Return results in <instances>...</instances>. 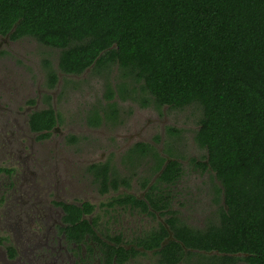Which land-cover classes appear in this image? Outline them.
Instances as JSON below:
<instances>
[{
    "label": "trees",
    "instance_id": "1",
    "mask_svg": "<svg viewBox=\"0 0 264 264\" xmlns=\"http://www.w3.org/2000/svg\"><path fill=\"white\" fill-rule=\"evenodd\" d=\"M5 35L58 49L56 67L48 58L42 61L49 89L57 84L58 71L115 74L114 86L105 82L109 110L93 106L89 125L116 115L115 95L134 97L142 106L200 109L193 140L205 151V161L192 163L216 182L221 202L215 200V220L190 226L172 209L170 187L183 167L179 152L166 142L163 154L149 142L133 143L121 156L123 173L108 159L90 163L87 171L103 194L129 187L140 161L150 157V174L140 180L147 202L118 192L102 206L152 213L149 205L166 215L173 238L161 226L137 242L155 249L158 262L186 264L194 256L198 264H264V0H0V36ZM59 121L49 103L28 115L38 139L49 137ZM61 206L67 237L79 242L88 233L97 242L99 264H120L140 252L125 248L120 235L97 236L81 216L91 213L93 204Z\"/></svg>",
    "mask_w": 264,
    "mask_h": 264
},
{
    "label": "rangeland",
    "instance_id": "2",
    "mask_svg": "<svg viewBox=\"0 0 264 264\" xmlns=\"http://www.w3.org/2000/svg\"><path fill=\"white\" fill-rule=\"evenodd\" d=\"M57 52L29 37L0 38V237L17 249L16 258L10 259L0 244V264H74L77 251L66 250L57 237L61 212L51 203L53 199L93 203L102 230L109 233L120 231L127 238L145 229L150 218L131 215L126 208L104 209L102 203L117 192L100 193L87 171L90 163L108 159L125 172L121 156L137 141L151 143L160 153L166 142L179 152L183 173L170 187L172 209L189 225L202 227L209 219L215 220V200L221 202L216 182L209 171L201 172L192 163V159L205 161V151L193 140L200 109L195 105L142 106L134 97L115 95L116 115L100 125H89L87 116L93 106L109 110L105 82L108 79L114 86L115 74L107 77L90 68L79 75L58 71V82L49 89L42 61L48 58L56 67ZM126 84L130 87L132 82ZM126 93L138 96L129 89ZM48 103L59 113L60 121L48 139L39 141L27 119L32 110ZM169 128L177 132L169 133ZM69 135L79 139L69 142ZM149 158L140 161L143 166L131 179L132 186L121 187L119 192L142 196L140 180L150 174ZM2 168H8L7 172ZM153 261L150 254L138 260L143 264Z\"/></svg>",
    "mask_w": 264,
    "mask_h": 264
},
{
    "label": "flooded vegetation",
    "instance_id": "3",
    "mask_svg": "<svg viewBox=\"0 0 264 264\" xmlns=\"http://www.w3.org/2000/svg\"><path fill=\"white\" fill-rule=\"evenodd\" d=\"M5 36H7V35H5ZM1 37L2 36H0V38ZM17 40H19V39H17ZM12 41H15V40H12ZM27 125H28V119H27ZM57 125L58 124H56L51 129V133H50L49 137L51 136L52 131H54V129H55V127ZM28 128H29V126H28ZM32 133H35V132H32ZM35 135L37 137V134L36 133H35ZM49 137L44 138V139H38L37 138V140L42 141V140L48 139ZM2 169H3V171L7 172V169L8 168H2ZM131 186H132V183H130V186L129 187H124V186H121V187H124L126 189H129ZM119 189L116 190L115 192L118 193L119 192ZM123 192H125V191H123ZM142 192H143L142 193V196H138V195H136L134 193H131V194L137 196L138 199H141V200H144L145 202H147V200H145L144 197H143L144 196V189H142ZM127 193H130V192H127ZM114 195H116V194H114ZM84 202H89V201L84 200V201H81V202H71V201H65V200H60V199H53V200H51V203L54 206H56L60 210V212H61L60 215H59V217H58L57 224H56V229H57V233H58V234L57 233L56 234H57V237L58 238H61L63 240V242L65 244V247H66V250L68 249L71 252H76L77 251V258H76L74 264H99L98 254L100 253V251L98 249L97 242L94 241V240H92V239H90L88 233H85L84 240L79 241V242L70 240V238H68L67 235H66L67 223L64 221V218H65L66 215H65V212H64L61 204L62 203H75L77 205H81ZM89 203H91V202H89ZM91 204H93V203H91ZM117 207L124 208L122 206L116 205V206H114V208H110L109 207V209H116ZM126 209L128 210V212L131 215H135V216L140 215V216L147 217V218H150L151 219L149 225H146L147 227L145 229L142 230L140 228L136 233H134L133 235H131L130 237H127V238H125L124 235H123L124 233H122L120 231L114 232V233H109V232H106V231H103L102 230V226L103 225H101L100 220L98 219V213H96V211H95V205H94V209H93V211L91 213H89V214L83 213L81 216H82V218H84V219H86L88 221V223L91 225V229L94 230V232L97 234V236L102 237V233H104V234H110V235H113V236L114 235H117V236L120 235V237L122 239V245L125 248H127V249L128 248H135V249H137V250L140 251L135 256H130L128 258V260H126V261H124L123 263H120V264H130V263L143 264L141 262H138V260H139V257L144 256L146 254H150L151 255V259L154 260L153 263H150V264H164V263L158 262V255L154 253V250L155 249H146V248H144L142 246L137 245V242H138V239L141 238V237H143V236H145L147 232L154 231V230H159L161 228V226H163L168 231V233L170 234L168 236V238H173L172 235H171L172 232L169 230L168 225L166 223V217L167 216L166 215H160L156 210L152 209L149 205H148V209L152 213H149L148 211H146V212L145 211H141L140 208H137L135 206L134 207H127ZM94 212L96 214L93 215ZM178 217L182 221H184L182 219L181 215L178 214ZM185 223H187V222H185ZM190 226H194V225H190ZM195 227H197V226H195ZM95 233H94V235H95ZM4 240H5V238L0 237V244H3L4 245L6 255L10 259L16 258V254H17L16 247L13 246L12 244H10L9 242H6V244H5L4 243ZM87 242L90 243L89 246L86 245ZM9 247L11 248L10 250H9ZM192 259L193 260H196V261L198 260L194 256H192ZM239 262H241V261H239ZM239 262H237V263H239ZM113 264H116V263H113ZM175 264H184V263L182 261H179V262H177ZM195 264H198V263L195 262Z\"/></svg>",
    "mask_w": 264,
    "mask_h": 264
}]
</instances>
